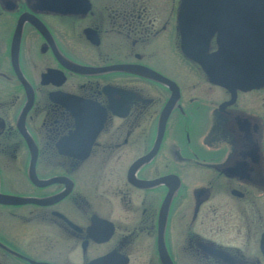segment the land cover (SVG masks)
<instances>
[{"label": "flooded vegetation", "instance_id": "flooded-vegetation-1", "mask_svg": "<svg viewBox=\"0 0 264 264\" xmlns=\"http://www.w3.org/2000/svg\"><path fill=\"white\" fill-rule=\"evenodd\" d=\"M179 4L0 0V264H264V83L210 82Z\"/></svg>", "mask_w": 264, "mask_h": 264}, {"label": "water", "instance_id": "water-1", "mask_svg": "<svg viewBox=\"0 0 264 264\" xmlns=\"http://www.w3.org/2000/svg\"><path fill=\"white\" fill-rule=\"evenodd\" d=\"M232 0H180L177 21L181 33V50L197 62L212 83L231 93L235 90L258 88L264 83V31L245 38L226 40L213 53H207L208 40L215 31L217 16H229L233 9L244 5H230ZM245 7L264 25V0H248ZM16 56V45L13 57ZM161 78H159L160 80ZM166 81L165 79H161ZM33 159V157H32ZM7 201L23 200L6 196Z\"/></svg>", "mask_w": 264, "mask_h": 264}]
</instances>
